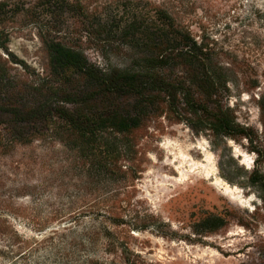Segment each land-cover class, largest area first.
Masks as SVG:
<instances>
[{
    "label": "rangeland",
    "instance_id": "rangeland-1",
    "mask_svg": "<svg viewBox=\"0 0 264 264\" xmlns=\"http://www.w3.org/2000/svg\"><path fill=\"white\" fill-rule=\"evenodd\" d=\"M106 1L87 3L99 8ZM183 2H189L185 11L193 33L207 37L233 69L256 73L259 86L248 92L240 77L233 78L230 105L238 120L251 127L253 139L263 143V153L255 154L245 140L213 146L183 123L164 121L141 140L138 168L127 173L126 183H96L88 178L84 155L62 145L51 130L27 144L7 145L0 138V200H5L15 229L33 236L40 229L69 225V259H52L47 250L40 259L7 258L0 264H123L119 248L104 253L101 242L91 246L87 240L94 223L88 205L95 197L113 205L112 213L126 222L111 229L129 259L145 264H264V191L250 186L248 179L252 170L264 173V111L256 105L257 95H264V0ZM37 14L13 20L8 43L30 71L45 67L42 41L48 36L78 49L99 68L129 63L122 48L105 46L94 33L89 37L82 16L69 10L52 18ZM4 134L0 125V137ZM57 212L69 213V220H42ZM144 223L146 229L132 228Z\"/></svg>",
    "mask_w": 264,
    "mask_h": 264
},
{
    "label": "trees",
    "instance_id": "trees-1",
    "mask_svg": "<svg viewBox=\"0 0 264 264\" xmlns=\"http://www.w3.org/2000/svg\"><path fill=\"white\" fill-rule=\"evenodd\" d=\"M188 6L183 0H109L99 8L87 0H0V125L5 131L0 138L7 145L27 144L51 130L62 145L84 155L88 178L96 183H126L127 173L135 174L138 168L141 140L164 121L183 123L213 146L228 140L241 145L245 140L255 154L263 153V143L253 139L251 127L238 120L230 105L233 78L240 77L248 92L259 86L256 73L236 71L207 37L193 33L186 18ZM68 10L86 21L89 37L94 33L105 46L122 48L129 63L99 68L53 36L42 41L47 61L40 72L30 71L9 50L13 20L40 11L52 18ZM256 105L264 111L263 94L257 95ZM248 179L250 186L264 191V173L252 170ZM4 201L0 200V259H40V252L47 250L52 259H69V225L27 236L9 221ZM104 201L95 197L88 205L94 222L88 231L90 245L101 242L103 252L111 254L119 248L126 258L123 264H145L124 256L126 248L111 228L126 222ZM62 219L69 220V213L42 220Z\"/></svg>",
    "mask_w": 264,
    "mask_h": 264
}]
</instances>
